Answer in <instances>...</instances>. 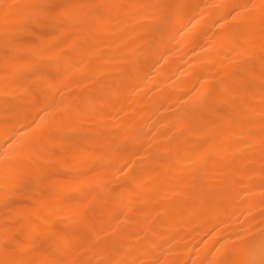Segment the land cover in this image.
I'll return each instance as SVG.
<instances>
[{"label":"bare ground","instance_id":"obj_1","mask_svg":"<svg viewBox=\"0 0 264 264\" xmlns=\"http://www.w3.org/2000/svg\"><path fill=\"white\" fill-rule=\"evenodd\" d=\"M260 3L0 0V260L258 261Z\"/></svg>","mask_w":264,"mask_h":264},{"label":"snow or ice","instance_id":"obj_2","mask_svg":"<svg viewBox=\"0 0 264 264\" xmlns=\"http://www.w3.org/2000/svg\"><path fill=\"white\" fill-rule=\"evenodd\" d=\"M5 10H7L9 7H27L33 11H46L48 9H56L57 5H49V6H39V5H26V6H10V5H4L3 6ZM100 7V6H96ZM254 9L259 10V15L261 17V23L264 25V0H261V3L259 5L256 4H248L243 6H236L233 9L232 19L235 20L238 16H240L243 12H251ZM5 20L10 19V17L6 14ZM264 59V58H262ZM262 79H264V71L261 73ZM260 99L262 101V108H264V88H262ZM262 116V128H261V137H262V143H264V111L261 113ZM241 239L240 236L235 237H228L226 241H221V249H224V259L220 262V264H232L231 260V254L227 250V243H235L236 240ZM260 256L261 258L257 261L255 259H251L245 262V264H264V229H262V234L260 238ZM150 247V243H145V248L143 251L147 254L148 248ZM219 251V250H218ZM250 252H254L253 249L249 250ZM0 264H51L50 261H40V260H22L18 257L12 256L7 257L5 260H0ZM104 264H161V261L159 258L156 259H144V258H138L131 261L128 260H116L111 259L104 262Z\"/></svg>","mask_w":264,"mask_h":264},{"label":"rangeland","instance_id":"obj_3","mask_svg":"<svg viewBox=\"0 0 264 264\" xmlns=\"http://www.w3.org/2000/svg\"><path fill=\"white\" fill-rule=\"evenodd\" d=\"M8 208H10V207L8 206Z\"/></svg>","mask_w":264,"mask_h":264}]
</instances>
